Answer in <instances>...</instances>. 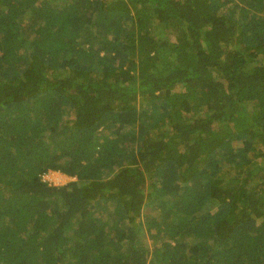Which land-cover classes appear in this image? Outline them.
I'll list each match as a JSON object with an SVG mask.
<instances>
[{"label": "trees", "instance_id": "1", "mask_svg": "<svg viewBox=\"0 0 264 264\" xmlns=\"http://www.w3.org/2000/svg\"><path fill=\"white\" fill-rule=\"evenodd\" d=\"M0 264H264V0H0Z\"/></svg>", "mask_w": 264, "mask_h": 264}, {"label": "rangeland", "instance_id": "2", "mask_svg": "<svg viewBox=\"0 0 264 264\" xmlns=\"http://www.w3.org/2000/svg\"><path fill=\"white\" fill-rule=\"evenodd\" d=\"M44 179L49 183L62 185L72 181L74 178L57 171H50L44 175Z\"/></svg>", "mask_w": 264, "mask_h": 264}]
</instances>
